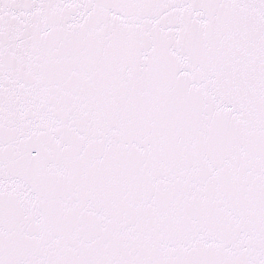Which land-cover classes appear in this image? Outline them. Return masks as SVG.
<instances>
[{"label":"snow or ice","instance_id":"1","mask_svg":"<svg viewBox=\"0 0 264 264\" xmlns=\"http://www.w3.org/2000/svg\"><path fill=\"white\" fill-rule=\"evenodd\" d=\"M0 264H264V0H0Z\"/></svg>","mask_w":264,"mask_h":264}]
</instances>
